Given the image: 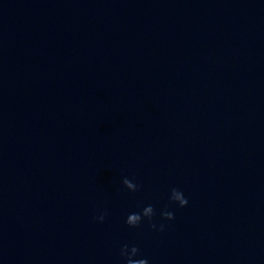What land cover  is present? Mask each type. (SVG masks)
Returning a JSON list of instances; mask_svg holds the SVG:
<instances>
[{
    "label": "clouds",
    "instance_id": "obj_1",
    "mask_svg": "<svg viewBox=\"0 0 264 264\" xmlns=\"http://www.w3.org/2000/svg\"><path fill=\"white\" fill-rule=\"evenodd\" d=\"M123 185L130 191L135 192L138 190L139 186L134 183L132 180L128 179V178H124L122 181ZM169 199L173 202L178 203V205L183 208L185 206H187L188 204V200L187 198L184 196L183 192L177 188H173L171 189V195L169 197ZM155 209L153 208V206L151 204H149L148 206L144 207L142 212L140 213H130L127 216V220L126 223L130 226V227H137L140 225V223L142 222V220L144 218H147L149 222H151L153 216L155 215ZM106 213H101L97 219L101 222H103L104 218H105ZM161 216L166 219V220H173L175 218L174 213L170 212V211H163L161 213ZM152 228H157L156 224H151ZM164 226L160 225L159 227V231H163ZM139 248L136 246H132L129 248V246L127 244L123 245L120 249V255L122 258H124L125 264H148L147 259H134V257H137L139 255Z\"/></svg>",
    "mask_w": 264,
    "mask_h": 264
}]
</instances>
